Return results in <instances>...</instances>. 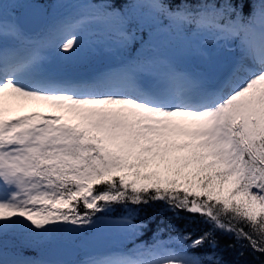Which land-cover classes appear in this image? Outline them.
Wrapping results in <instances>:
<instances>
[{"label": "snow or ice", "instance_id": "1", "mask_svg": "<svg viewBox=\"0 0 264 264\" xmlns=\"http://www.w3.org/2000/svg\"><path fill=\"white\" fill-rule=\"evenodd\" d=\"M155 203L264 254V0H0V236L134 242L147 228L136 208ZM114 205L128 214L98 215ZM173 231L88 264H220L199 252L212 231Z\"/></svg>", "mask_w": 264, "mask_h": 264}, {"label": "trees", "instance_id": "2", "mask_svg": "<svg viewBox=\"0 0 264 264\" xmlns=\"http://www.w3.org/2000/svg\"><path fill=\"white\" fill-rule=\"evenodd\" d=\"M44 1L48 5L55 2V0ZM94 1L103 2V0ZM243 11L247 15L250 11V5H245ZM129 207L135 208L136 206L129 205ZM163 209L164 205L162 203L141 205L136 208V212L134 213L136 221H142L147 224L144 234L136 237L134 242L132 239H125L117 235L116 244L120 245L122 249L127 250L136 245L151 243L154 234L161 239L167 240L170 235L176 234L173 229L184 233L191 232L193 235L212 231L216 246L213 248L210 244H205L203 248L199 249V252L213 256L215 260L220 261V264H264V254L254 252L250 247L245 246L247 244L246 241L238 242L232 234L219 229L213 230L212 225L206 223L199 215L194 216L186 212L174 215L170 211H163ZM127 214L123 205H114L111 211L98 215H103L105 219L118 220ZM161 228L163 231H158ZM245 230L247 231V228Z\"/></svg>", "mask_w": 264, "mask_h": 264}, {"label": "rangeland", "instance_id": "3", "mask_svg": "<svg viewBox=\"0 0 264 264\" xmlns=\"http://www.w3.org/2000/svg\"><path fill=\"white\" fill-rule=\"evenodd\" d=\"M28 1H32V0H19V2L21 3L28 2ZM39 1L43 5L45 4L48 5L46 1L44 0H39ZM92 2L99 3L94 0H92ZM144 38L147 39V35H145ZM134 44L136 45L134 46ZM134 44L131 47H129L127 50L122 51V52H105L100 58H98L92 64V67L95 69H103L109 66L118 65L117 63L118 61L121 62L122 60L131 58L132 56L136 54L134 49L140 48L139 41H137ZM51 64L54 69L64 70L69 73L77 72L80 70L78 66L64 65L61 62L57 61L55 58L52 59ZM81 235H82L81 233L69 232V233L58 234L55 239H48V238H43V237H38V236H32L23 230L17 231V232H10L5 236H0V252H4L8 254L9 256L16 255L26 260L46 261L39 257V253L45 250L47 248V245L55 240L66 241L67 243L71 245H75L79 247L81 250H83L84 247H82L78 243V238ZM113 235L117 236L116 234H113ZM110 245H112L115 248L112 251H109L103 254L88 255L84 257L77 255L74 258L69 259L65 262L57 261V260L49 261V262H52V264H88V262L93 259L102 258L103 256L110 254L111 252L122 249L120 245L116 244V242L112 241L110 242Z\"/></svg>", "mask_w": 264, "mask_h": 264}, {"label": "water", "instance_id": "4", "mask_svg": "<svg viewBox=\"0 0 264 264\" xmlns=\"http://www.w3.org/2000/svg\"><path fill=\"white\" fill-rule=\"evenodd\" d=\"M28 2L42 4L39 0H32ZM42 24V20L32 16L30 13L24 20L25 28L30 34L37 32ZM114 240L115 236L103 229L90 230L82 234L78 239V243L84 247L83 250L75 245L67 243L66 241L55 240L49 243L47 248L39 253V257L46 261L59 260L65 262L74 258L77 254L81 257L103 254L112 251L115 248L112 245L108 246L110 242Z\"/></svg>", "mask_w": 264, "mask_h": 264}, {"label": "bare ground", "instance_id": "5", "mask_svg": "<svg viewBox=\"0 0 264 264\" xmlns=\"http://www.w3.org/2000/svg\"><path fill=\"white\" fill-rule=\"evenodd\" d=\"M117 63L119 64V63H120V61H118ZM113 64H114V63H113ZM113 64H112V65H113ZM113 66H114V65H113ZM103 69H104V68H103ZM101 70H102V69H101ZM35 239H36V238H35ZM21 250H22V249H21ZM31 251H32V250H31Z\"/></svg>", "mask_w": 264, "mask_h": 264}]
</instances>
